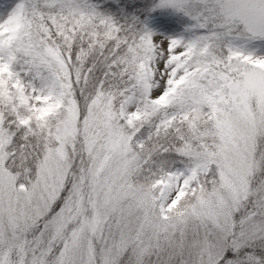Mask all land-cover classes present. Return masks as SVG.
<instances>
[{
	"label": "snow or ice",
	"instance_id": "1",
	"mask_svg": "<svg viewBox=\"0 0 264 264\" xmlns=\"http://www.w3.org/2000/svg\"><path fill=\"white\" fill-rule=\"evenodd\" d=\"M0 264H264V0H0Z\"/></svg>",
	"mask_w": 264,
	"mask_h": 264
}]
</instances>
